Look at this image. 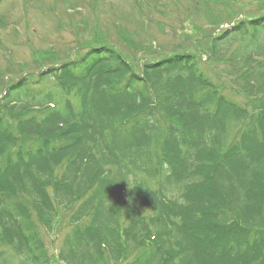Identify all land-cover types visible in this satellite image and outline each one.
Listing matches in <instances>:
<instances>
[{"label":"trees","instance_id":"trees-1","mask_svg":"<svg viewBox=\"0 0 264 264\" xmlns=\"http://www.w3.org/2000/svg\"><path fill=\"white\" fill-rule=\"evenodd\" d=\"M211 50L230 88L102 46L0 90L1 264H52L55 218L63 264H264V15Z\"/></svg>","mask_w":264,"mask_h":264},{"label":"rangeland","instance_id":"rangeland-1","mask_svg":"<svg viewBox=\"0 0 264 264\" xmlns=\"http://www.w3.org/2000/svg\"><path fill=\"white\" fill-rule=\"evenodd\" d=\"M262 14L264 0H2L0 90L102 46L137 73L148 62L191 54L213 82L230 88L229 51H212L211 43L240 19ZM65 223L55 218L49 230L39 227L52 264H63L56 255Z\"/></svg>","mask_w":264,"mask_h":264}]
</instances>
